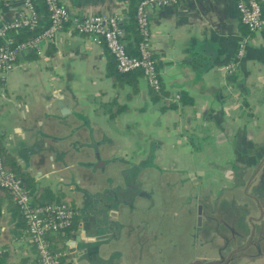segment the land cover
I'll return each instance as SVG.
<instances>
[{
	"label": "crops",
	"instance_id": "crops-1",
	"mask_svg": "<svg viewBox=\"0 0 264 264\" xmlns=\"http://www.w3.org/2000/svg\"><path fill=\"white\" fill-rule=\"evenodd\" d=\"M59 2L124 28L122 0ZM237 2L146 9L157 100L142 73L113 80L104 45L69 26L0 71V149L76 211L61 264H264V26L248 32ZM26 14L0 0V24ZM2 246L38 264L4 219Z\"/></svg>",
	"mask_w": 264,
	"mask_h": 264
},
{
	"label": "built area",
	"instance_id": "built-area-1",
	"mask_svg": "<svg viewBox=\"0 0 264 264\" xmlns=\"http://www.w3.org/2000/svg\"><path fill=\"white\" fill-rule=\"evenodd\" d=\"M178 0H140L136 8V23L143 36L138 45V55H130L121 39V27L116 15L96 13L79 19L70 17L67 9L59 0H45L49 11V24L37 36L19 43L6 36L12 28H32L37 24L36 13L29 0H24L27 14L9 22L0 24V71H10L15 63L19 50H39L40 45L54 37V35L69 26L78 34L92 37L101 42L113 57L117 71L124 73L140 70L148 86L159 90L160 81L156 71V64L148 49V7L160 8L175 4ZM239 21L248 32H254L264 26V0H238L236 4ZM243 45L240 44L237 56L242 54ZM226 68L232 69L229 64ZM0 187L8 190L12 200L20 210L26 225L29 242L34 247L38 264H59V257L63 252H53L49 249L46 235L67 227L76 215V211L68 204L33 205L20 179L7 170L0 155Z\"/></svg>",
	"mask_w": 264,
	"mask_h": 264
},
{
	"label": "trees",
	"instance_id": "trees-1",
	"mask_svg": "<svg viewBox=\"0 0 264 264\" xmlns=\"http://www.w3.org/2000/svg\"><path fill=\"white\" fill-rule=\"evenodd\" d=\"M36 13L37 24L32 28L19 27L12 28L6 32V36L11 38L15 43L29 40L37 36L42 30H44L49 24V11L45 0H29ZM127 4L126 17L121 20V24L124 26L121 29V39L124 42L125 49L130 55H138V45L141 42L143 36L136 23V8L140 0H122ZM120 22V21H119ZM120 24V23H119ZM2 39L0 38V44ZM107 74L112 77L113 80L119 78L132 77L133 81L141 75L140 70H132L121 73L117 71L115 62L112 60L107 68ZM149 94L152 100H157L158 90L150 89ZM184 100L181 96V101ZM0 155L3 159L5 168L11 171L17 178L20 179L22 187L26 190L31 199L33 205H45V204H68L67 195L63 191H52L46 185H37V181L27 172H23L22 167L13 159L12 156L5 153L0 149ZM69 205V204H68ZM70 206V205H69ZM71 207V206H70ZM73 208V207H71ZM76 215L73 217L70 224L54 233L46 235L49 249L53 252H63L66 247L68 238L74 233L76 229ZM3 219L8 222L11 228V240H16L21 237H26V225L20 210L15 202L12 200L8 190L0 187V223ZM29 241V240H28ZM30 246L34 249L31 242ZM11 254L6 246L0 247V264H28L29 258L22 257L18 262L12 263ZM63 260V254L59 257V264Z\"/></svg>",
	"mask_w": 264,
	"mask_h": 264
},
{
	"label": "rangeland",
	"instance_id": "rangeland-1",
	"mask_svg": "<svg viewBox=\"0 0 264 264\" xmlns=\"http://www.w3.org/2000/svg\"><path fill=\"white\" fill-rule=\"evenodd\" d=\"M151 174V173H150ZM159 181V180H158ZM151 182V181H150ZM157 185H160V183H158ZM161 187L160 186H155V187H153V186H150V184H149V196L152 194V195H159V194H161ZM162 193H164V191L162 192ZM166 194H168L167 192H165ZM156 209L157 210H159V209H162V203L161 204H158L157 205V207H156ZM196 246L194 245V244H190V246L189 247H186V250H189V249H191V250H193L194 248H195ZM197 251V250H196ZM188 251H186V253H187Z\"/></svg>",
	"mask_w": 264,
	"mask_h": 264
},
{
	"label": "water",
	"instance_id": "water-1",
	"mask_svg": "<svg viewBox=\"0 0 264 264\" xmlns=\"http://www.w3.org/2000/svg\"><path fill=\"white\" fill-rule=\"evenodd\" d=\"M78 240H79V235H73L71 236V239L66 242V245L73 247L75 245V242H77ZM75 253L76 252H73V255H76Z\"/></svg>",
	"mask_w": 264,
	"mask_h": 264
}]
</instances>
